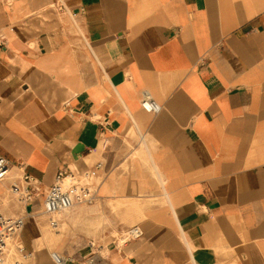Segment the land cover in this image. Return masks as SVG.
<instances>
[{"label":"crops","instance_id":"1","mask_svg":"<svg viewBox=\"0 0 264 264\" xmlns=\"http://www.w3.org/2000/svg\"><path fill=\"white\" fill-rule=\"evenodd\" d=\"M0 155L33 255L62 171L94 193L66 264H264V0H0Z\"/></svg>","mask_w":264,"mask_h":264},{"label":"built area","instance_id":"2","mask_svg":"<svg viewBox=\"0 0 264 264\" xmlns=\"http://www.w3.org/2000/svg\"><path fill=\"white\" fill-rule=\"evenodd\" d=\"M144 102L155 112L160 111V106L151 98L148 92H144ZM11 162L0 155V181L8 178L11 171ZM25 189L23 191L24 202H32L37 194L39 182L33 177L23 172ZM66 178V173L60 171L55 177V183L48 189L44 203L43 212L49 216L50 224L54 227L58 225L54 214L64 208H71L75 204L88 202L94 198L93 191L88 186L81 188L76 185L64 188L62 183ZM79 188V189H78ZM17 189V188H16ZM22 215L9 216L0 211V264H31L33 252L29 251L21 241L22 228L24 223ZM142 235L139 226H133L125 234L124 242L134 240ZM52 258L57 264H66V259L62 254L52 253ZM90 264L95 263V258H90Z\"/></svg>","mask_w":264,"mask_h":264},{"label":"rangeland","instance_id":"3","mask_svg":"<svg viewBox=\"0 0 264 264\" xmlns=\"http://www.w3.org/2000/svg\"><path fill=\"white\" fill-rule=\"evenodd\" d=\"M16 184L18 187L20 186H25V180L23 178V176L17 178L16 180ZM10 201V205H12V208L15 210L14 214H6L3 210L2 207L0 206V211L2 213H4L5 215H9V216H18L21 215L22 212L20 213V209L14 207V204L17 203V205H19L21 202L24 201L23 196L22 195H17V196H12L8 199ZM141 202H143L144 207L149 206V204L158 202L155 200H146V199H141ZM38 203V200L36 202H33L32 204H30L29 209L33 210L34 208V204ZM115 205H113V209L115 210L116 213H119L117 210L120 209L121 207H124V209H126L128 212V214H125V216H130V214H136L138 213L136 210H131L132 204L128 201L126 202H119V203H113ZM16 205V204H15ZM78 205L81 204H77L74 207L69 208V210H67L64 214V216L62 217H58V216H53L57 222L58 225L56 227L52 226L50 224L49 221V216L47 215L46 219H45V228L49 231L51 238L50 240H48L47 238H45L44 236L39 239L36 243L34 242V248L35 245L36 247L39 246V248H37L34 252V255L32 257L31 260V264H55L53 259L51 258L52 256H50V253H47V250L52 251V252H57L59 254H63V251L65 249H69L71 250L72 247H76L77 243H78V239H76V232H81L84 233L85 235L91 236L92 233L87 232L88 227L90 226L87 223V219H83L80 216H82L83 214H81V212H77V207ZM38 209V208H36ZM40 209V208H39ZM102 210V209H101ZM33 212H30V214ZM84 215L87 216V212H84ZM131 217V216H130ZM28 225H31V220L27 221ZM135 224H139L137 222H133L130 224V228L122 231V233H118V241L120 242V237L122 236L123 238L125 237L124 233H126L129 229H131ZM100 229H102L103 227V223L99 224ZM52 236H58L57 239L52 238ZM21 241L23 243V239L21 236ZM93 241H95L96 245L98 246V240L93 238ZM47 243H51V245H47ZM24 244V243H23ZM103 245H106L105 243ZM25 247H27L26 245H24ZM46 255L45 258H42V255ZM101 254L103 256L106 255V251L101 252ZM88 263L90 262V257L87 259Z\"/></svg>","mask_w":264,"mask_h":264},{"label":"bare ground","instance_id":"4","mask_svg":"<svg viewBox=\"0 0 264 264\" xmlns=\"http://www.w3.org/2000/svg\"><path fill=\"white\" fill-rule=\"evenodd\" d=\"M13 168V167H12ZM12 168H11V171H10V173H9V176H8V178L11 176V172H12ZM21 176H23V172L21 173V175L19 176V177H21ZM23 178H24V176H23ZM6 180V179H5ZM4 181V180H3ZM69 181V180H68ZM0 182H2V181H0ZM24 187V189H25V186H23ZM17 188V189H16ZM11 191L14 193V194H17V195H21V194H23V191H21V189H19L18 187H17V184L11 189ZM39 193H40V187H39V185H38V191H37V194H36V196H39ZM135 200V199H134ZM140 200V199H139ZM134 202V201H133ZM25 203H28V202H25ZM44 203V202H43ZM133 210V209H132ZM62 210H59V211H57L55 214H60V212H61ZM42 212H43V207H42ZM44 213V212H43ZM47 214V213H46ZM65 214V213H64ZM37 214L36 213H31L30 215H28V216H30L31 218H35V216H36ZM24 218V223H23V228H22V236H23V233H24V231H25V227H26V217L27 216H23ZM126 233H124V235H125ZM125 238V237H124ZM48 253H50V256H52L53 254H52V251H49V250H47V253L46 254H48ZM54 260V259H53ZM56 263V262H55ZM57 264V263H56Z\"/></svg>","mask_w":264,"mask_h":264}]
</instances>
